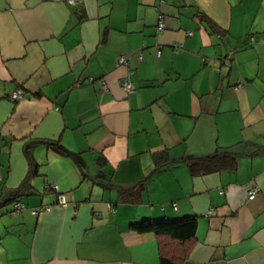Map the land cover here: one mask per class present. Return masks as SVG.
I'll return each instance as SVG.
<instances>
[{
	"label": "crops",
	"instance_id": "0c3cea01",
	"mask_svg": "<svg viewBox=\"0 0 264 264\" xmlns=\"http://www.w3.org/2000/svg\"><path fill=\"white\" fill-rule=\"evenodd\" d=\"M158 1L0 0V264H159L130 224L182 216V264H264V0ZM217 150L235 170L189 175Z\"/></svg>",
	"mask_w": 264,
	"mask_h": 264
},
{
	"label": "trees",
	"instance_id": "16d2710c",
	"mask_svg": "<svg viewBox=\"0 0 264 264\" xmlns=\"http://www.w3.org/2000/svg\"><path fill=\"white\" fill-rule=\"evenodd\" d=\"M34 96H38V94ZM151 160L155 168L170 163L166 150L152 153ZM183 161L189 175L192 177L235 170L237 166L236 156L230 151L217 150L206 156L184 159ZM33 173H35L34 165L29 168L26 178L12 196L14 202L21 194L30 192L31 187L28 178ZM48 188V190H51L50 187ZM196 226L197 220L194 216H182L174 219L161 218L157 220L143 218L138 222L131 223L130 229L136 233H152L156 237L160 258L159 264H182L196 242Z\"/></svg>",
	"mask_w": 264,
	"mask_h": 264
},
{
	"label": "built area",
	"instance_id": "2783aa9c",
	"mask_svg": "<svg viewBox=\"0 0 264 264\" xmlns=\"http://www.w3.org/2000/svg\"><path fill=\"white\" fill-rule=\"evenodd\" d=\"M79 1V0H78ZM76 2V0H66V3L68 5H73ZM165 2V0H159L157 6L163 4ZM164 14H162L161 12H158L156 15V24H155V28H156V32L157 33H161L164 30V23H163V19H164ZM186 35H190V33H186ZM250 42H253L254 40L252 38L249 39ZM180 48L179 45H176V49L178 50ZM160 51H157V54H159ZM137 60H141V54L137 55ZM226 62V61H224ZM126 64V57L124 55H121L118 57V61H117V65H125ZM89 82H91V79H88ZM121 87L122 90L125 93H131L134 91V86L133 84L127 80V79H123V81L121 82ZM102 88L105 89V86L102 85ZM21 93L20 91H16L14 93H12V95L10 96L11 101H15L21 98ZM51 189L53 191H55V187H51ZM56 192V191H55ZM258 190L257 189H250L247 191L246 195H247V199L248 200H252L255 198V196L257 195ZM56 204L60 205V206H64L66 205L67 201L65 198V195L63 193H59L56 192ZM13 208L15 211H18L20 209H23V206L21 204H14ZM50 210V207L47 205L44 206H38V207H34L31 208L29 211L31 213V215H37L39 214V212H48ZM208 214H211V212H208Z\"/></svg>",
	"mask_w": 264,
	"mask_h": 264
}]
</instances>
